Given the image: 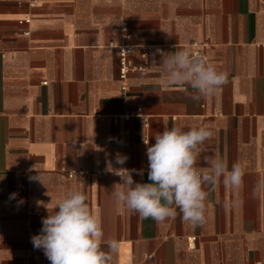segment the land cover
<instances>
[{"label":"crops","instance_id":"0c3cea01","mask_svg":"<svg viewBox=\"0 0 264 264\" xmlns=\"http://www.w3.org/2000/svg\"><path fill=\"white\" fill-rule=\"evenodd\" d=\"M36 1L0 0V264H50L31 237L43 204L54 210L73 188L88 196L104 240L119 242L114 264H264V195L254 193L264 179V0ZM124 26L131 45L151 49L125 101L115 49ZM177 49L203 54L228 83L199 101L187 85L164 87L161 53ZM174 123L213 126L198 167L220 155L245 173L237 190L206 188V222L195 229L179 214L161 223L118 212L120 177L106 171L109 160L121 167L120 153L124 168L144 170L134 181L149 182L143 136L154 144ZM34 166L46 187L29 179Z\"/></svg>","mask_w":264,"mask_h":264},{"label":"clouds","instance_id":"9594fccd","mask_svg":"<svg viewBox=\"0 0 264 264\" xmlns=\"http://www.w3.org/2000/svg\"><path fill=\"white\" fill-rule=\"evenodd\" d=\"M161 56L163 86L187 85L193 90L194 100L212 98L228 83L227 72L189 49H177ZM214 135L210 124L192 126L185 131L174 123L153 136L154 144L143 136L148 160L147 183L134 181L133 172L142 176L144 170L124 168L127 157L117 153L115 163L121 167H114L111 160L106 163V171L120 177L112 192L116 210L161 223L174 220L179 214L191 228L202 226L206 222L209 197L206 188H215L222 182L225 188L237 190L242 187L245 174L240 162L232 164L230 169L228 161L220 155L206 157V167L197 166L204 143ZM34 170L37 175L29 179L46 187L35 166ZM254 193L264 195V179L257 181ZM16 195L10 194L9 199H15ZM43 206L48 215L42 218L40 234L32 236L31 243L35 249L43 250L50 264H114L119 242L104 240L101 219L92 211L82 190L68 191L56 202L54 210L47 204Z\"/></svg>","mask_w":264,"mask_h":264},{"label":"built area","instance_id":"2783aa9c","mask_svg":"<svg viewBox=\"0 0 264 264\" xmlns=\"http://www.w3.org/2000/svg\"><path fill=\"white\" fill-rule=\"evenodd\" d=\"M28 3L31 8H35L37 1L29 0ZM26 24L29 25L30 20H27ZM120 33L122 35V39L124 43L116 46L115 49L118 53V66H119L118 75L122 86V98L125 101L127 99L126 81L128 80L130 74H136V73L141 75L147 74L151 49L144 46L131 45L129 43L131 39V35L126 26L120 29ZM25 34L28 35L29 32ZM195 55H199L205 58V56L199 52H196ZM135 56L141 59L142 63L140 65H136L134 63L133 58Z\"/></svg>","mask_w":264,"mask_h":264}]
</instances>
